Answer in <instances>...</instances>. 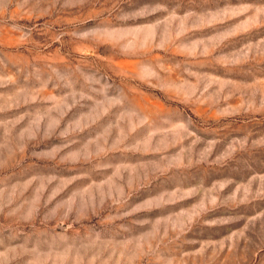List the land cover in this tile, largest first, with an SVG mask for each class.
<instances>
[{
    "label": "rangeland",
    "instance_id": "obj_1",
    "mask_svg": "<svg viewBox=\"0 0 264 264\" xmlns=\"http://www.w3.org/2000/svg\"><path fill=\"white\" fill-rule=\"evenodd\" d=\"M0 264H264V0H0Z\"/></svg>",
    "mask_w": 264,
    "mask_h": 264
}]
</instances>
